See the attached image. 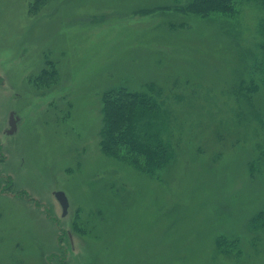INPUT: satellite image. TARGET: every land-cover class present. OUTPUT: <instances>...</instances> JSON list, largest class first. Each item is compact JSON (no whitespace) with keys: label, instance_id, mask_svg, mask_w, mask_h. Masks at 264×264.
I'll list each match as a JSON object with an SVG mask.
<instances>
[{"label":"rangeland","instance_id":"obj_1","mask_svg":"<svg viewBox=\"0 0 264 264\" xmlns=\"http://www.w3.org/2000/svg\"><path fill=\"white\" fill-rule=\"evenodd\" d=\"M190 1L0 0V264H264V93L239 91L264 9ZM148 85L172 153L151 172L101 146L104 93Z\"/></svg>","mask_w":264,"mask_h":264},{"label":"trees","instance_id":"obj_2","mask_svg":"<svg viewBox=\"0 0 264 264\" xmlns=\"http://www.w3.org/2000/svg\"><path fill=\"white\" fill-rule=\"evenodd\" d=\"M250 0H192L181 10L183 12L210 16L219 12L224 15L233 16L240 12V6ZM255 1V0H254ZM264 9V0H258ZM256 1V2H258ZM258 2V3H259ZM259 3V4H260ZM260 42L261 58L258 57L254 66L255 76L249 83H242L240 92L264 93V17L261 21ZM48 67H54L52 61L47 62ZM55 83L58 79L56 69H42L36 80ZM148 92L132 90L126 86H116L108 89L103 95V116L104 127L102 129L101 146L102 151L107 156L120 159L138 169L149 172L160 170L171 159L170 145L160 138L159 131L146 136L141 129V123L146 118L155 121L162 119V106L158 98L153 93V85H148ZM2 179L0 177V193ZM261 223L264 220V211L256 219ZM219 247H227L226 241L218 240Z\"/></svg>","mask_w":264,"mask_h":264},{"label":"water","instance_id":"obj_3","mask_svg":"<svg viewBox=\"0 0 264 264\" xmlns=\"http://www.w3.org/2000/svg\"><path fill=\"white\" fill-rule=\"evenodd\" d=\"M20 120V117L16 115L15 112L10 113V119H9V126L10 128L7 129V134L12 135L18 130V122ZM55 197L60 202L62 208H63V215H65L68 212V208L70 205L69 198L65 191L63 190H57L54 192Z\"/></svg>","mask_w":264,"mask_h":264}]
</instances>
